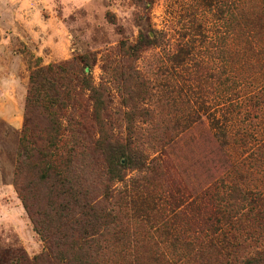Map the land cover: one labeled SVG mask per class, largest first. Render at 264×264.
I'll return each mask as SVG.
<instances>
[{
    "label": "rangeland",
    "instance_id": "374dc122",
    "mask_svg": "<svg viewBox=\"0 0 264 264\" xmlns=\"http://www.w3.org/2000/svg\"><path fill=\"white\" fill-rule=\"evenodd\" d=\"M141 37L152 44L129 51ZM81 57L103 95L102 139ZM49 65L65 70L50 81L70 93L53 153L70 157L62 176L106 218L87 245L76 235L64 242L69 232L38 181L47 153L41 104L23 135L30 75ZM259 88L264 0H0V264H59V250L60 264H239L262 250L245 231L235 256L193 260L208 220L244 214V192L264 193V99L246 98ZM231 100L242 114L232 128L217 125ZM23 137L33 159L17 192ZM118 146L141 165L118 157L113 174Z\"/></svg>",
    "mask_w": 264,
    "mask_h": 264
},
{
    "label": "trees",
    "instance_id": "16d2710c",
    "mask_svg": "<svg viewBox=\"0 0 264 264\" xmlns=\"http://www.w3.org/2000/svg\"><path fill=\"white\" fill-rule=\"evenodd\" d=\"M223 6L224 8H228L229 12L225 11V13L229 14V20L231 21V1L230 5ZM151 44V40L146 37H141L137 44L134 47L128 48V50L138 51L149 47ZM79 61L83 63L84 66L83 78L80 80V84L84 90L89 92V97L93 102L94 119L99 128V137L102 139L103 137L105 138V126L101 120V112L104 111L103 95L88 79L90 74L87 58L81 57L79 58ZM64 71L65 70L62 67L49 65L44 69L35 70L30 75L25 116L27 117V124L23 129V135L26 136L29 134L28 119H30L29 116L32 109L36 105L41 104L44 119L48 125L43 134L44 140H46L47 144V153H42L40 155L39 164L37 168H35L38 181L47 186L48 196L51 202L55 204V220L69 232V236H66L63 239L64 242H66V238L72 240L74 238L73 235H76L75 237L78 239L87 240L90 238L86 242L87 245L90 242H96L94 237H102L101 229L106 225V222L104 221L106 218H104L95 207L87 205L85 203V193H81V191L74 189L71 181L62 176L63 169L67 168L71 163L70 157L67 156L61 158L58 154L53 153L57 150L59 135L62 129L57 120L58 113L66 108L65 100L68 101L70 99V93L69 91L58 93L55 83H52L50 78H53L60 83L62 81L61 75ZM260 95H262L263 98H261ZM251 97H255L257 101L264 99V88L253 89L250 91L246 98L250 101L249 99ZM241 104L243 103L238 102V100H231V104L226 106L224 110H221V118H226V121L219 119L220 121L217 125L220 124L221 121L224 124L230 123L231 121L232 128L235 121L239 118L240 114H242L241 110L243 106ZM229 117H231V120H228ZM242 130L245 131V129ZM247 131L243 132L245 137L248 135ZM262 132H264V130H262ZM259 136L264 139V133ZM30 151L31 149L26 141V137H23L21 141V152L19 153V167L15 173V187L17 192L18 181L22 178L21 174L26 172L24 171L26 165L33 159V155ZM113 153L116 159L111 162L113 174L116 173L119 175V168H121V165L118 161V157L123 158L127 161V164L130 165V159L133 156L137 163L136 166H138L139 163L141 165V156L133 153L126 155L125 148L122 146H118L116 152ZM243 197L242 201L246 203V211L244 214H236L234 217H223L221 219L207 221V225L211 223L209 224L210 231L204 235L207 240L202 239L204 242L201 244L202 248L195 251L193 260L205 261L208 252L216 253V256L220 257L228 255L227 253L231 251V257L235 256L240 250V241L244 236L243 233L246 231V235L251 244L262 245V250L254 252L253 255H250V257L241 261L239 264H264V193L246 191L244 192ZM21 200L24 209L29 217H31L26 200L22 196ZM197 240L198 239L196 238L195 241ZM62 254L64 253L60 252V250L57 252L59 264L63 261ZM75 260L77 264H90L85 257L76 258ZM70 263L73 264V261L65 264Z\"/></svg>",
    "mask_w": 264,
    "mask_h": 264
}]
</instances>
